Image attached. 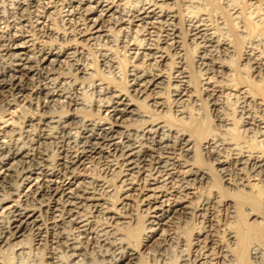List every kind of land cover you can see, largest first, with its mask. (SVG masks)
Here are the masks:
<instances>
[{
    "label": "bare ground",
    "instance_id": "bare-ground-1",
    "mask_svg": "<svg viewBox=\"0 0 264 264\" xmlns=\"http://www.w3.org/2000/svg\"><path fill=\"white\" fill-rule=\"evenodd\" d=\"M29 8L50 44L30 28ZM0 25V264H24L31 232L40 239L50 232L49 264H144L145 254L152 264H173L175 250L177 264H264L263 243L249 240L252 230L264 232V0H0ZM186 39L200 48L197 62L209 74L203 91L217 121L206 130L195 124L197 137L161 116L173 109L180 121L200 118ZM241 43L253 87L234 81ZM95 44L103 45V71L119 79L113 50L127 53L128 87L94 78L88 48ZM232 97L240 126L227 110ZM35 103L41 113L17 124L19 106ZM199 155L224 188L196 163ZM92 163L102 175L88 170ZM108 175L121 186L116 202ZM201 188L209 194L195 208ZM257 199L262 210L245 204ZM135 204L150 213L143 227L130 211ZM194 211L208 213L211 226L187 249L186 235L168 229ZM221 211L243 223L225 238L211 228Z\"/></svg>",
    "mask_w": 264,
    "mask_h": 264
},
{
    "label": "rangeland",
    "instance_id": "rangeland-1",
    "mask_svg": "<svg viewBox=\"0 0 264 264\" xmlns=\"http://www.w3.org/2000/svg\"><path fill=\"white\" fill-rule=\"evenodd\" d=\"M37 13L38 12H36L33 8H29V11H27V13H26L28 15V19H29V22H30V23L28 22V24L31 26L30 28H32L33 31L35 32L34 34H35V36L38 39H40V40L43 39L44 41H47L48 44H50V39L49 38L45 39L44 37L42 38L41 35H39L40 32L35 29V21H36V18H37L36 17ZM41 13L43 14V11L40 12V14ZM48 13L45 12L44 16L48 15L46 18L48 19V17H49V20H50V13L49 14ZM31 14H33L35 17L33 15H31ZM57 23H58V26H60V27L62 26V24H61V22L59 20L57 21ZM3 26L4 25H2V26L0 25V28H1L0 30H2ZM37 35H39V36H37ZM186 40H187L186 41L187 43H185V48H186V51H187V53H186L187 54V56H186L187 60L186 61H188L186 63L189 64L188 66L190 67V70L192 69L191 70L192 77H194L192 79H193V82H195L194 84H195L196 90L198 92L199 98L201 100V106L200 107H202L201 109H199V111H200L199 115L197 114L198 107H196L194 105L193 106L189 105V109H190L192 114L194 113L193 116L197 117V115H198V116H200L201 119L198 118L197 119L198 121H196V122H194V121L192 122L191 121L189 123H187V121H185V122L182 121V120L180 121V119H178L176 117V114L174 113L173 109H172L171 115L168 116V114H166V115L161 114V116H165L166 119H168L172 123L176 124L180 128H188L189 130L194 131L195 132V136L197 137L199 132H198V129H196V127H194L195 124H199L201 126L200 129L206 130L208 128V126H209V128H214L217 125V121L214 118V115H213V113L210 110L211 107H210V105H209V103L207 101V92L203 91V87L204 86L202 84L203 83L202 81L209 74L205 73V72H207L206 70H204V69H206V67H203L202 65L199 64V62H197V58H198L197 55H199L200 48H198L199 46L197 45V43H195V45H194V43H190L188 39H186ZM102 48H103V45H98V44L92 45L91 47L88 48V51L90 52V56H91L90 58L93 61V64L95 65V69H97V71H98V73L95 75L94 78H97V77L98 78H102V79H105L107 81L116 82L118 85L121 84V85H124L125 87H128L127 85L129 84V77H130L129 76V74H130L129 70L131 68L130 66L132 65V63H131V60L129 59V57H127V53L120 47H118L119 49L116 48V49L113 50L116 58L118 59V61L120 63V66L122 67V69H121L122 74H121V78L119 79V78H116L109 71H106V69H105V71H103L102 56H101L102 55L101 54V52H102L101 49ZM236 52L238 54L236 53V57L233 59V61L231 62L229 60L231 63H233L232 66L236 70L239 69L237 71V75H236L237 78L235 77L234 81H236L238 83L242 82L244 84H251V85H252V83L254 84V81H253L254 77L252 76V72L250 70H248V67H246V66L244 67V65H243L245 63V61L243 60V57H242V43H241V46L240 45L237 46ZM173 53L174 52H172V54ZM175 61L177 62V61H179V59H177V57H173V61H172V65L173 66L176 64ZM173 62H174V64H173ZM243 68H245V69H243ZM246 72H248L249 75L251 74L249 77H251L252 80L250 78L248 79V78L245 77L246 75L248 76V73H246ZM241 74H242V76H241ZM94 78H91L88 81L90 82ZM253 86L254 85H252V87ZM87 92H85V94L86 93L87 94L85 95L86 97L85 96L84 97L87 98V100H90V101L92 100L94 102L96 100L95 94L90 93L89 91H87ZM204 93H206V94H204ZM172 94H173V91L170 90L168 92V94H167V100H168L169 103L173 104L174 103V97H173ZM93 98H95V99H93ZM37 100L35 99L34 102H36ZM225 101H226V106L228 105V109L227 110L230 111V112L228 111L230 113V116L231 117L233 116L232 118H234V119H238L240 117L239 118L240 121L235 120L236 123L238 122L237 123L238 126H240L241 123H242L241 122L242 119H241V113H240V109H239L240 107L238 105L237 98L234 99V97H232V98H229V100L227 99ZM42 103H43V97H41V99H39L37 101V104H39V105L42 104ZM37 104L35 103L33 106L22 105L23 107L20 105L19 106V110H20L21 113L18 112V116L15 118L16 123L19 124L20 126H22L24 121L27 120V118L29 116L34 115V114L39 113V112L41 113V111L39 109L40 107L36 106ZM4 108L5 107H1L0 108L1 109L0 110L1 113H5L6 112V109H4ZM37 108H38V110H37ZM88 113L89 114H95V111H93V112L92 111H88ZM206 116H208V118ZM190 125H192V126H190ZM31 129H32L33 132H38L39 131L36 127H32ZM23 141L26 143V145L30 144V139L28 140V138H23ZM197 145H200V140H198ZM47 146L50 149V145H47ZM198 149H199L198 151L200 152L199 146H198ZM54 154H55L54 156L57 155L56 153H54ZM196 163L199 166H201V167L212 169L213 173L216 176L215 178L217 179V183H216L215 188H220V189L224 188V182L222 181L221 176L219 175V173L214 171L213 167H211V164H210L211 162L206 158V156L202 155V156L198 157V159L196 160ZM88 170L90 172L92 171V173L101 174L102 175V173H100L101 167H100L99 164H93L92 163L91 166L89 165V169ZM107 180H109L110 183L113 182L112 184L114 185V190L112 191V194H113L112 199H113L114 202H116L121 197L120 196L121 195V186L118 184L117 181H115V180H113L111 178V175L107 176ZM223 191H224V195L225 196H230L236 202H240L241 201V197L238 196V194H235V193H233L231 191H226V190H223ZM199 194L201 196L199 195V198H197V199H195L193 201V206L195 208H196L197 205L200 206V204H202V202L205 200L206 196L209 194V191L207 189H205V188H203V189L201 188ZM245 204H249L250 207L253 206V207H256L258 209L261 207V210L263 209L262 208V200H260V199H257V201H252V200L250 201L249 200V201H246ZM130 209H132V208H130ZM130 211H134V217L139 219V222L142 224L141 226L143 227L144 223L146 221H148L149 216H150V213H148L147 209L145 210L141 206H139L138 204H135L133 209L130 210ZM145 211H147V212H145ZM197 213H198V211H196V212L194 211L190 216H188L189 218L188 217L187 218L186 217H180V216H179L180 218L179 217L173 218L172 229H168V230H171V231L173 230V231H177L179 233H184L186 235V237H187V240H188V246H189V244H191V240L193 239L194 234H196V232L198 230H201V229L209 230V228L211 226V224L208 222V220L206 218V215H209L208 213L203 212L202 215L200 214V212L198 214ZM217 220L219 222L218 221H217L218 223L215 222L214 224H216V225L212 226L211 228H213L215 231H219L220 230L219 231L220 234H219V232H218V234L220 236H221V234H223V236H221L223 238H225L226 233H227L229 228L230 229L231 228L232 229L237 228L236 230H239V228H241V226L243 225L242 218L240 217V215H238V218H236V220H235V219L231 218L230 213L225 212V211L219 212V216L217 217ZM217 226H219V228H221V229H219ZM249 236H250L249 240H251L252 242H259V243L261 242L264 245V232H263V230L262 231H260L258 229L252 230V232L250 233ZM141 239H142V234H141V237L134 239V243L140 249L142 248V243H143ZM27 240H28V243L30 245V252L25 257L26 259H24L25 260L24 264H49L50 261H51L50 260V256L52 254L51 252L54 251L53 247H55V245L52 243V238H51L50 232H46L44 234V236H42L41 239L37 236V234L35 232H31L30 235H28ZM157 245H158L157 241L152 243V246L154 248ZM190 247H191V245L187 249H190ZM174 253H175L174 254L175 257H173V259H172L173 261L172 262H173V264H177L178 261H179V255H180L179 250H175ZM146 257H147L146 254L143 255V258L145 259V260L143 259L144 262H145L144 264H152V261H150Z\"/></svg>",
    "mask_w": 264,
    "mask_h": 264
}]
</instances>
